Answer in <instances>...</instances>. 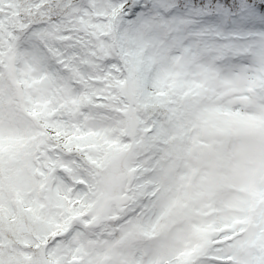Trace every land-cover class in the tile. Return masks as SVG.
I'll use <instances>...</instances> for the list:
<instances>
[{
	"label": "snow or ice",
	"instance_id": "snow-or-ice-1",
	"mask_svg": "<svg viewBox=\"0 0 264 264\" xmlns=\"http://www.w3.org/2000/svg\"><path fill=\"white\" fill-rule=\"evenodd\" d=\"M0 264H264V0H0Z\"/></svg>",
	"mask_w": 264,
	"mask_h": 264
}]
</instances>
